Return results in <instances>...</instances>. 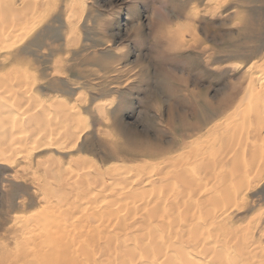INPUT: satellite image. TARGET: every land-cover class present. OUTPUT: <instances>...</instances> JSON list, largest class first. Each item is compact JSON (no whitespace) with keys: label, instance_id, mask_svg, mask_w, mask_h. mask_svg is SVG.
Here are the masks:
<instances>
[{"label":"rangeland","instance_id":"rangeland-1","mask_svg":"<svg viewBox=\"0 0 264 264\" xmlns=\"http://www.w3.org/2000/svg\"><path fill=\"white\" fill-rule=\"evenodd\" d=\"M65 2L48 0L32 30L0 49V73L14 84L2 86L14 93L10 104L0 107V116L6 108L21 109L27 123L26 131L12 137L7 160L0 161V245L11 247L18 240L15 243L21 247L24 240L17 234L24 225H35L36 239L44 237L41 225L51 224L58 207L45 216L42 206L54 201L69 202L66 206L74 213L70 220L74 225L90 229L106 225L109 232L117 219L128 220L129 205L134 206L135 220H146L151 206L147 202L155 193L160 198L154 201H168L159 205L166 221L172 222L168 225H180L183 235L190 234L188 226L193 221L188 220L193 212L191 219L201 227L210 223L211 215L201 209L202 204L180 210V201H204L210 195L221 202L216 207L209 203L212 199L203 204L212 206L216 216L222 211L218 218L228 215V225L238 235L258 232L264 226V174L257 178L252 171L250 178L253 175L255 182L240 189L231 187L230 197L224 200L212 176L195 180L196 184L184 183L185 187L176 182L167 158L209 134L206 128L226 113L215 112L224 98L236 92L239 97L249 79L264 77V0H80L75 17H69ZM32 104L34 110L29 109ZM69 113L80 121L70 117L78 131L72 141L65 135L70 129L62 127ZM146 149L157 154L138 153ZM77 158L86 165L75 167ZM187 166L197 175L196 169H190L193 165ZM65 184L77 185L69 199L60 198ZM170 192H175L172 201L167 196ZM80 205L87 212L76 211ZM222 233L215 231L212 240L226 239ZM169 234L171 240L176 236ZM260 243L247 248L262 246L257 253L251 251L256 259H264V233ZM230 245L226 264H242L241 251ZM205 258L199 259L212 264L211 258ZM2 259L0 264H8Z\"/></svg>","mask_w":264,"mask_h":264},{"label":"bare ground","instance_id":"bare-ground-1","mask_svg":"<svg viewBox=\"0 0 264 264\" xmlns=\"http://www.w3.org/2000/svg\"><path fill=\"white\" fill-rule=\"evenodd\" d=\"M46 3H48V0H0V49L2 47L6 48V44H7L6 42L9 40H10L9 42H11V40L19 41L20 39L24 38V36L29 31L32 30L33 25H36L34 23L36 22V17L39 11L42 9L41 7L44 8ZM77 7H81L80 0H66L64 9L66 10V12H68L69 17H73V16L75 17L77 16V10H76ZM1 73L3 72L1 71ZM1 73H0V107L2 106L5 107L9 103L8 100H10L9 98L11 97V94H13L14 92H12V89H7L2 87L4 86V84L9 85L10 81L7 82L8 79L4 78L5 74L1 75ZM21 73L23 74V71ZM24 77L26 78V75ZM19 78L21 79L22 77ZM16 79L20 80L18 78ZM10 83L14 85L13 81H11ZM9 87L14 88L11 86ZM239 88L240 87H238V89ZM34 95L32 96L33 100H34ZM236 95L230 94L226 98H224L222 102H220L215 112H220V113L226 112V113L216 122H214L212 125L206 128L205 131L209 132L207 136H198L197 138H195L189 144L186 145H184L185 143L183 144V141H181L182 144L184 145V147L183 145L181 146L183 147L182 152L180 150L178 154L175 152L177 154L176 156L174 155L173 157L167 158L170 162L168 164L172 166V169L170 168L171 169L170 172H172L173 170L172 173L174 178L177 179L176 182H178L179 180V183L182 182L183 185L184 183H188L189 185H192L189 182L194 181L192 183L196 184V182L198 181L195 180L202 179L201 181H203L204 178L207 177L211 178L212 176L213 180H215L213 181L215 182L214 184L217 183L220 184V187L218 186L219 188L218 195L222 196L220 197L222 199L224 196L226 198V199L224 198V200H227V196L230 197L231 195V194L229 195V192H231L230 191L231 187L239 186L240 189V187L242 186L249 187L251 186V184H253V182H255L253 175L251 176L252 178H250V175L253 174L252 171H254L255 173L257 172L258 174L256 175L257 178L258 177L260 178L262 174H264V77L260 75L259 77L249 79L248 84L242 90L241 95L239 97ZM235 97H238V99L235 100ZM31 103H35V101ZM56 106L60 107V102L59 105L56 103ZM42 107L44 106L42 105ZM19 108H21V106ZM29 109L34 110L35 105L33 104L30 105ZM65 109L66 108H64V110ZM227 110L229 111L227 112ZM21 112H22L21 109L13 110L7 108L5 109L3 114L1 112L2 115L0 116V152L3 153L0 154V161L5 162L7 160V158H5L6 157L5 152H7L10 148L12 137L26 131L24 125H26L27 123L24 124L25 119L22 117ZM74 112H75L74 110L73 112L71 111V113ZM71 113H69L68 114L69 117L66 118L67 120L66 124L62 125L63 129L65 128L70 129L66 133L64 131L65 135L67 134L66 139L68 141L75 140V137L78 133L77 125H73L74 121H72L73 119H71L74 117V114ZM65 116H67L66 113ZM77 116L78 115L74 117L76 120H78L76 118ZM67 124L70 125V128H68ZM30 129L31 131L32 130L36 131L31 127ZM138 153H143L144 155H150V156H154L157 154L155 151L148 149L141 150ZM168 156L169 154L167 155V157ZM74 165L75 167L76 166L83 167L86 164L84 159L77 158L74 162ZM187 165L189 166L193 165L191 166V168L190 167L189 168L196 169L195 172L197 173V175L194 174L196 176L193 175L194 172L191 173L193 170L189 172ZM190 173L192 175H190ZM65 177L66 176H64V178ZM84 177L85 176H83V178ZM85 179L87 178L85 177ZM161 180L165 181L164 178H161ZM194 184L193 186H195ZM73 186L77 187L76 184ZM73 186L71 184H65L64 189H62L59 192V194H61L60 198L63 199L67 196L66 197L67 199L69 196L68 194L72 193V191L74 190ZM185 186L186 185H184L183 187ZM179 187H182L181 184ZM205 191L207 193L206 195H208L207 190H203V192ZM208 191H213V189L211 190L209 189ZM233 191L234 190H232V192ZM237 192H239V190H237ZM171 193L172 192H170V194L167 196L168 198L171 197L170 200L172 201V196L174 195H171ZM72 195L70 194V196ZM157 195L158 194L155 193V196ZM197 195L198 197H200L198 193ZM197 195L195 194L194 197H196ZM155 196L153 197L154 200L160 198V197L155 198ZM160 196L162 197L161 194ZM127 197L129 196L127 195ZM136 197H134L133 199H135ZM175 197L177 199V196ZM189 197L190 196H188V198ZM194 197L192 196L193 199ZM206 198L208 199L204 201H202V199L199 198L196 199V201H191V200L180 201L183 204V206L179 207L180 210L185 209L190 211L194 205L202 204L201 209L204 210L205 213L211 215L210 223L206 222L202 227L197 222H195L194 219H191L192 216L194 217V212L193 215H191V217L188 216V219L190 217L189 220L187 219V217H185L186 220L190 222L193 221L191 225L188 226L190 227L189 228L190 234H184V235H188L185 236L186 238H184V235L182 233L184 229L180 227V225L174 224L175 225L174 227L168 225V224H172V222L168 223L166 221L165 219L166 212L163 211L159 206L162 204L163 201H154L152 199L150 203L147 202L148 204H151V206L148 205L150 207L148 212V217L146 220L142 222L135 220L134 218L135 216L133 215H132L133 219H131L132 218L131 214L133 212H135L134 214H136V211L134 210L133 212H131L132 208L134 207L133 205L130 208H129L130 205L127 206L125 213L127 212L126 218H128V220L125 221L126 219L124 220L121 218L117 219L114 222V224L111 226L109 232H107L108 227L106 225L96 224L95 227L94 226L92 227V229H90L91 226L90 228H88V225L76 226L74 225L73 222L72 223L70 222L72 215H74V213L68 206H66V204L69 203L68 201H63L64 199L60 201H54L56 202L54 203V205L52 202H49L52 204H46L45 206L44 205L42 206L43 209L42 212L45 213L44 215L46 216L51 214L49 211L50 209L52 211V208L54 207H58L55 208L57 209L58 213H56L57 212L56 210H54L56 211L55 212L56 215H53L54 212L52 213L50 219L52 221L51 224L41 225V229L46 235L44 237L43 235H40L38 239H36L35 238L36 234L33 233L35 225L31 227L30 225L29 226L24 225L17 234L18 238L19 237L22 238L21 241L24 240V244L20 247L17 244L18 238L16 239L17 241H14V245H12L11 247L6 248L5 243L1 244L0 246L2 250L0 251L1 253L0 260L4 258V260L3 259L2 260L8 264H92L96 262L97 264H203V261L199 258L206 257L208 259L209 257V259L211 258L210 261L212 264H222V263L226 264L227 263L226 261L228 260L226 257V252L228 254L229 247H231L230 243L232 242L234 246L239 248V250L241 251V255L243 256V258L240 261L242 262V264H264L263 258L256 259L255 255H253V253L259 252L262 246L261 247L257 246L259 250L256 249V247H254L255 250L253 249L251 250L253 253L250 250H248L250 249L249 246L253 245V243H257L259 245L262 239V235L264 233V228H263L264 226L260 228L258 232H252L251 234H248L246 236L244 235L247 232L245 234L242 232L243 235L240 232L241 235L244 236L241 237L236 233L234 229H231V227L228 225V222H230L231 219L228 215L225 217L218 218V216L222 215L221 214L222 211H220L221 213L218 212L220 214L216 216V212L213 211L214 208L212 206L209 205V207H206V205L203 204L205 203V201L208 202L211 199L213 201H209V203L211 202L212 205L218 204L221 201H214V199L216 198L215 195L213 196L210 195L209 197ZM129 199L131 200L132 198ZM163 199H165L164 195H163ZM167 202L168 201H166V203ZM224 202H228V201H224ZM65 207H68V209ZM72 207H74V205ZM195 207L197 208L198 206ZM100 208L101 207L99 206V209ZM76 211L87 212V207L80 205L78 208H76ZM119 211L121 210L119 209ZM192 211L195 210L193 209ZM110 212H112V210ZM182 212L184 213L185 216V212L184 211ZM88 214L90 213H87V216ZM210 215L208 218H210ZM93 217L94 216L92 215V218ZM34 218L35 217H33V219ZM43 219L41 218V220ZM139 219L142 220L143 217L141 218L139 217ZM43 221L44 223L46 222L45 220ZM61 223L62 226L65 227L66 225V227L65 228L60 227ZM186 225H189V223L187 222L184 225V227ZM68 226H70L71 228L68 229ZM39 228L40 225L36 226V229ZM215 231L217 232L222 231L223 233H225L226 239H224L223 237L224 240L222 241L212 240L211 236L212 235L214 237L216 236L214 235ZM101 232H107V234L101 235ZM171 232H173L176 235V236L173 235L174 239L172 240L169 239V235L171 236V234L169 233ZM120 236H124V237L120 239ZM25 242H27V244H25ZM263 252L264 250L261 252V254H263ZM96 253L99 255V257L96 258L95 260L94 255H96ZM190 253H193L194 256L188 255ZM249 253L251 255L248 256L247 254ZM111 255H113V257L110 259ZM162 257L164 258V262H162L161 260ZM215 260H221V263H219L220 261L216 262Z\"/></svg>","mask_w":264,"mask_h":264}]
</instances>
